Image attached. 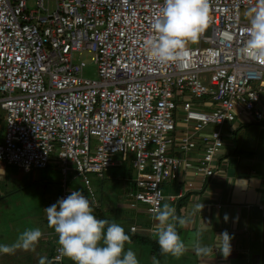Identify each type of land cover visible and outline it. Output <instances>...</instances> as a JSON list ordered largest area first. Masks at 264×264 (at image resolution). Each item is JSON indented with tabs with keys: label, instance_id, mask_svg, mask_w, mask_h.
Listing matches in <instances>:
<instances>
[{
	"label": "built area",
	"instance_id": "2783aa9c",
	"mask_svg": "<svg viewBox=\"0 0 264 264\" xmlns=\"http://www.w3.org/2000/svg\"><path fill=\"white\" fill-rule=\"evenodd\" d=\"M26 1L0 0V162L29 171L54 155L61 199L75 191L66 186L72 171L95 204L91 175L102 179L131 156L128 204L154 220V201L185 192L165 196L163 184L190 189L188 173L214 176L225 124L264 120V63L240 52L250 27L242 10L250 15L257 0H209L208 28L166 65L143 43L163 0H54L52 10L48 0L30 10ZM83 49L94 53L96 79L73 61Z\"/></svg>",
	"mask_w": 264,
	"mask_h": 264
},
{
	"label": "crops",
	"instance_id": "0c3cea01",
	"mask_svg": "<svg viewBox=\"0 0 264 264\" xmlns=\"http://www.w3.org/2000/svg\"><path fill=\"white\" fill-rule=\"evenodd\" d=\"M227 125L232 128L231 132L238 128L241 132L243 130L241 128L244 127L264 126V120L259 123L236 122ZM223 133L224 138L226 137L221 151L223 163L214 176L203 179L199 174L188 173L187 179L193 180L195 186L190 189L177 182H166L165 187L163 185L165 191L170 190L165 194L167 196L176 195L180 188H185L182 196L175 200H166L175 208L176 215L187 221L184 226H178L177 230L188 245V250L180 258H187L188 261L176 262V264H264V135L261 138L264 132L252 138L243 133L233 135L225 133L224 130ZM2 178L0 177V181ZM95 178L99 180L97 183L100 185L103 178ZM111 178L112 175L108 171L104 179ZM117 180L129 181L123 173L119 174ZM129 182V188H126L124 196L126 205H129L126 194L134 189L133 180ZM63 189L64 186L59 190L58 199H61ZM97 192L95 191V204L91 200L97 218L108 219L122 225L121 216L125 217V215H117L114 210L104 207L102 196ZM1 198L3 196H0V244H12L26 228H39L43 235L34 250L17 249L13 254H0V264H40L41 258L55 261L53 252L57 246L55 245L57 236L48 226L44 209L56 203L53 198L48 206L43 201L39 212L19 210L9 202L2 204ZM201 204L203 207L199 211ZM109 212L113 213V217L106 218V213ZM128 215L125 219L129 221L128 227L134 222L138 226L136 232L129 231L127 226L123 227L133 241L135 239L132 237L135 235L156 240L148 234L150 226L156 223L155 218L151 220L145 215L146 217L138 219L139 214L135 210L133 213L130 211ZM225 231L232 237L231 252L226 257L216 248L222 246L218 236ZM198 232L201 233L199 237H197ZM197 241L202 245L216 247L213 248V252L209 251L206 255L200 256L194 251ZM149 243L151 255L155 254L159 261L162 260L166 255L154 252L152 243ZM180 258L167 259L165 264H173ZM58 264H73V262L63 258Z\"/></svg>",
	"mask_w": 264,
	"mask_h": 264
},
{
	"label": "clouds",
	"instance_id": "9594fccd",
	"mask_svg": "<svg viewBox=\"0 0 264 264\" xmlns=\"http://www.w3.org/2000/svg\"><path fill=\"white\" fill-rule=\"evenodd\" d=\"M209 23V0H163L151 24L153 35L143 42L149 58L160 65L179 60L190 43L198 42ZM249 25L241 55L264 63V0H257L249 16ZM161 201L153 202L156 223L152 235L161 254L180 258L188 250V245L177 228L187 221L178 217L175 208L163 197ZM202 207L201 204L199 211ZM44 209L48 226L57 235L59 255L55 261L41 258L40 264H58L63 258H68L73 264H139L132 248H126L132 240L123 226L97 218L93 202L81 191H72L66 198L58 199ZM42 235L39 228H26L12 244H0V254H13L17 249L34 250ZM200 235L198 232L197 237ZM218 237L221 247L202 245L197 241L194 251L204 256L216 247L225 257L228 256L232 237L227 231ZM154 264H157L155 260Z\"/></svg>",
	"mask_w": 264,
	"mask_h": 264
},
{
	"label": "rangeland",
	"instance_id": "374dc122",
	"mask_svg": "<svg viewBox=\"0 0 264 264\" xmlns=\"http://www.w3.org/2000/svg\"><path fill=\"white\" fill-rule=\"evenodd\" d=\"M27 9L30 10L35 7L34 0H27ZM44 4H47V0H44ZM55 1L48 0L49 9L52 10L54 8ZM248 9H243L242 14L243 18L248 19L250 15L247 13ZM193 45V44H189ZM83 60L85 62V66L83 67L82 75L87 78L96 79L98 77L97 74V65L94 61V53L89 49H83L81 51H76L73 54V61ZM201 81L205 84H208L209 81V73H201L199 75ZM3 116V110L0 108V118ZM2 120V118H1ZM3 121H0V128H2ZM255 125L241 128L243 129L240 132V128L236 131H232V128L228 127L227 124L223 126V130L228 134L243 133L247 134L249 137H253L254 135H259L260 132H264V126ZM263 133L261 138H263ZM226 137L224 138L225 141ZM116 160H120V155L116 154L114 157ZM110 175H112L111 179H102L101 184L99 185L94 176L91 175L92 187L95 191L102 196L104 207H108L111 210H114L116 214L125 215L122 217V225L123 227H128L129 221H126V217H128V213L131 211L134 212V209L125 203V192L126 188H129V181H131L135 175V171L132 168L131 156L127 157V160L121 161V164L115 167H111L109 169ZM123 173L127 176L129 181H118L119 174ZM0 177H3L0 181V196H3L1 202L5 204L7 202L12 203V205L17 206L19 210L24 209L25 211H34L39 212L40 207L43 206L42 202L44 201L46 205H49L50 200L53 198V201L57 202L59 190L63 187V176L60 173L59 167L57 165V160L54 155H52L51 160L49 161V166L46 168H32L29 171L24 170L23 168L16 167L14 165H5L0 162ZM101 181V180H100ZM164 185V184H163ZM126 186V187H125ZM166 185H164L165 187ZM3 188V189H2ZM67 188L75 189L81 192H85V187L82 185L79 179L72 177V171L68 172L67 175ZM165 189V188H164ZM170 192V190H164V194ZM167 196V195H165ZM165 200H168L167 198ZM109 204H108V203ZM168 202V201H167ZM108 204V206H107ZM118 209V210H117ZM137 217L142 218L146 217L150 218L148 214L141 213L137 211ZM145 214V215H144ZM113 213H106V218H111ZM127 223V224H126ZM130 235V234H128ZM132 240V239H131ZM135 241L137 243H135ZM132 240L131 245H126V248L131 247L132 250L136 253L137 258L139 260V264H154V260L157 264H165V260L171 259L170 255H166L162 260H158L154 255H151L150 252V243L146 241V243H141L139 240ZM55 245H58L57 241ZM188 261L187 258L174 261L173 264L182 263V261Z\"/></svg>",
	"mask_w": 264,
	"mask_h": 264
},
{
	"label": "trees",
	"instance_id": "16d2710c",
	"mask_svg": "<svg viewBox=\"0 0 264 264\" xmlns=\"http://www.w3.org/2000/svg\"><path fill=\"white\" fill-rule=\"evenodd\" d=\"M0 121H2L1 120V118H0ZM2 132H3V126H2V128H0V141L2 140ZM49 166V164L47 165V167ZM46 167V168H47ZM133 239H138L140 242H142V243H146V241H149V242H151L152 243V250H154V252H158V253H161L160 252V248H159V245H158V243H157V241L156 240H151V239H149V238H147V237H143V236H140V235H135L134 237H132Z\"/></svg>",
	"mask_w": 264,
	"mask_h": 264
}]
</instances>
